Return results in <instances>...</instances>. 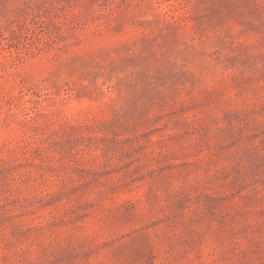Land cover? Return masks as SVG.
Returning <instances> with one entry per match:
<instances>
[{
  "label": "rangeland",
  "instance_id": "rangeland-1",
  "mask_svg": "<svg viewBox=\"0 0 264 264\" xmlns=\"http://www.w3.org/2000/svg\"><path fill=\"white\" fill-rule=\"evenodd\" d=\"M0 264H264V0H0Z\"/></svg>",
  "mask_w": 264,
  "mask_h": 264
}]
</instances>
